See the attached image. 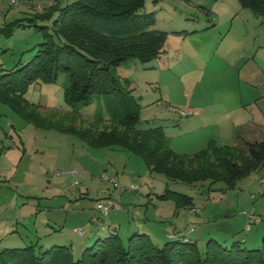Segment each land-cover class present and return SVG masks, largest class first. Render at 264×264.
Instances as JSON below:
<instances>
[{
    "label": "rangeland",
    "instance_id": "1",
    "mask_svg": "<svg viewBox=\"0 0 264 264\" xmlns=\"http://www.w3.org/2000/svg\"><path fill=\"white\" fill-rule=\"evenodd\" d=\"M2 1L0 0V6H3L2 10L6 11L5 2ZM33 1L43 3L41 8L30 6L34 12L33 15H36V13H45L52 5L63 6L74 0ZM21 7L23 5L14 6L11 11L21 9ZM143 11L153 12L156 19L154 27L166 32L165 48L167 53L172 51L171 49L178 41L174 37L181 39L179 40L181 45L188 42L197 47L203 44L201 40L210 41L213 43L210 53H214L219 47H227L230 50L237 49L243 43L252 41L251 36L248 39L243 37L244 29L239 22L243 16V13L240 12L251 11V9L242 7L239 0H145ZM33 15L25 14L29 17ZM56 16L57 12L54 11L50 17L38 18L36 21L52 25ZM257 19L260 23L258 29L262 26L264 29L262 19L258 17ZM49 31L52 32V27H49ZM191 32L194 34L185 38L184 35ZM193 35L198 36L194 38ZM55 38L57 41L61 40L56 36ZM44 39L43 32L35 27L17 30L9 38L1 36V48H6L7 45H3L5 43L12 46L2 52L1 60L6 63L2 64L3 67L9 68L19 60L26 62L32 58L38 49L37 45ZM256 40H264V33L259 32ZM29 42L31 45L25 47ZM1 51L0 49V53ZM219 59L216 55L210 63L211 67H206L204 81H207L208 76L212 74L211 70H218L222 66L219 64ZM169 61V57L161 61L153 59L149 62L132 59L127 64L118 66L115 71L122 80L129 81L132 95L139 99L141 109L138 125L141 127L164 126L168 134L171 130L177 133V130L182 126V119L189 117H186L189 114H183L187 110L186 108L191 106L188 104L189 99L194 98L195 93L200 92L199 90H208L211 87L209 86L210 81L201 82L196 79L197 76L194 73L193 79L195 80L187 81L189 79H185L178 84V87H175V84L169 81L167 74L169 72L165 68H163L164 70L157 68L160 65L169 69ZM153 65L155 68H149ZM199 73L198 71V78H200ZM68 82V74L60 71L54 82H33L29 85L27 96L30 100L42 104L41 108H38V111L46 118V120H42L48 124V119L67 128L71 126L88 127L94 132L111 130L114 127L123 129L110 120L107 107L108 102L112 99L111 95L99 94L87 105L71 106L66 103L64 96V89ZM23 123L25 128H15L13 125L18 126ZM108 153L107 148L90 147L71 131L36 125L22 117L8 103L0 101V236L8 234L5 235L3 241L11 242L14 239L21 241L22 236L18 234L19 232H16V236H9L13 228H18L21 231L25 228V224L31 232L36 233L37 229L39 232L43 231L45 224L50 221L55 228L53 233L62 237L63 241L60 242L72 244V250H75L82 241L88 240L87 237L75 234L73 232L75 228L80 227L85 232L92 228L96 231L97 236L109 232L101 230L96 224L89 221L91 206L97 202L93 199L107 197L109 194L113 195L118 214L113 216L116 212H111L104 220V225L108 226L109 221L115 217L123 222L125 229L131 223L132 217L136 215L134 208L140 204L139 197L148 198L153 194L145 193L144 197L137 190L132 193L127 192L125 187L127 184L124 183L126 178L122 177L123 169H120L124 167L125 156L123 155L125 154L115 152L120 155H116L111 164L106 158ZM95 157L97 159L94 160ZM115 166L118 167L119 174L115 172ZM75 169H78L79 172L74 173ZM124 170L128 174L133 172L131 176L137 178L135 183L138 186L141 185V187L149 189L150 192H163L164 184L167 181L166 176L158 172H151L138 156L133 155ZM115 177H119V181ZM262 178H264V169L254 170L239 180L236 187L227 188L230 192L226 194L225 200L217 202L219 206L215 216L222 218L221 214L224 210H233L235 196L243 193L244 203H248L245 205V209L251 215L250 225L255 229L259 221H264V183ZM113 179H115V183L112 181ZM169 184L177 191L185 188L189 192L187 194L198 201H201L200 199L204 202L210 201L207 208H210L214 201H221L219 197L224 193L219 189L213 192L207 191L208 193L202 195L195 183L188 184L170 180ZM119 185L125 188L121 198V194L116 188ZM245 194L248 197L246 200ZM153 197L155 198L154 202L157 201L158 197L156 195ZM140 205H145L144 201ZM150 205L147 211L151 216L153 204L150 203ZM240 206L236 210L239 211L242 208ZM142 208L145 207L142 206ZM236 210L231 214L238 212ZM247 234H249L248 231L243 232L238 240L242 241L243 238H247ZM128 238L129 236L124 235L123 242L127 243ZM90 239L91 243L96 241V237ZM241 244L247 248H260L262 239L258 245H251L250 242L244 241ZM163 245L164 243L159 246ZM1 246L0 248L10 247V245ZM204 247L205 245H202L200 249L203 250ZM74 255L77 258L81 254L78 256L74 253Z\"/></svg>",
    "mask_w": 264,
    "mask_h": 264
},
{
    "label": "trees",
    "instance_id": "2",
    "mask_svg": "<svg viewBox=\"0 0 264 264\" xmlns=\"http://www.w3.org/2000/svg\"><path fill=\"white\" fill-rule=\"evenodd\" d=\"M239 2L264 23V0ZM144 6L145 0H74L36 13L32 23L19 20L1 28L0 35L10 36L15 26H33L43 32L45 39L32 58L20 60L11 69H0V101L36 125L71 131L96 148L113 146L140 156L152 172L168 180L188 184L222 182L224 190L236 187L252 171L264 169V139L235 145H218L212 140L206 148L190 155L170 147L162 126L138 125L139 99L132 95L129 81L122 80L115 71L132 59L149 62L164 51L167 34L154 27V13L144 12ZM54 11L57 16L52 25L36 21L50 17ZM60 71L69 76L64 89L67 104L87 105L96 95H111L107 107L110 120L123 129L94 132L88 127L67 128L42 120L46 118L38 111L40 106L25 95L31 83L54 82ZM157 196L173 199L178 208H195L190 195L168 186ZM0 264H264V236L260 248H247L239 241L224 245L209 239L202 250L197 242L182 239L157 246L141 232L132 233L124 243L119 233L110 230L77 258L68 245L47 249L28 245L1 249Z\"/></svg>",
    "mask_w": 264,
    "mask_h": 264
},
{
    "label": "crops",
    "instance_id": "3",
    "mask_svg": "<svg viewBox=\"0 0 264 264\" xmlns=\"http://www.w3.org/2000/svg\"><path fill=\"white\" fill-rule=\"evenodd\" d=\"M5 6L7 8L6 11L2 10L3 6H0V29L19 20L21 23L25 24L34 22L31 20V18L35 16V14L33 15L34 12L30 9V6L23 5L21 9H15L14 11H11V8H14V6H10L6 2ZM240 13H243V16L241 17L242 19L239 21L242 25V29H244L243 37H246L247 39L250 36L252 37V41L247 40L248 42L243 43L240 48L230 50L227 47H219V49H217L214 53H210L211 47L213 46V43L210 41L201 40L203 41V44L200 47H197L194 44L188 42H183L185 45H181L179 41L181 39L174 37L178 40L174 46L175 48L173 47L171 49L172 51L169 53H167L166 48H164V51L160 54V56L155 58L160 59V61L166 57L170 58L169 69L160 65H158L157 68L159 70H164L163 68H165L167 72H169L167 73L169 75V81L174 83L175 87H178V84L182 83L185 79H189L187 81H191L193 79V73L195 76H197L196 79H199L201 82H203L206 76V73H204L206 71L205 69L206 67H211L210 63L214 60L216 55H218L220 58L219 64H222L218 70H211L212 74L208 76L207 81H204L205 83L210 81L211 84L209 86L211 87H209L208 90H199L200 92L195 93L196 95L194 94V98L189 99L188 104H191V106H188L186 109L191 111V113L186 115V117L189 116L188 118L182 119L183 121L181 122V128H179V130L175 129L177 130V133H174L173 130H171V132L168 134L164 126H162L166 132V135L168 136L170 147L177 153L190 155L195 154L206 148L209 142L212 140L218 145H235L240 144L243 141L255 142L264 139V40H256L259 32L261 34L264 33V29L263 26L258 29L260 23L257 17H261L257 16L252 10L241 11ZM25 14H32L33 16L29 17L25 16ZM32 27L33 26L27 25L15 26L10 36L1 34L0 37L4 36L9 38L17 30H25L26 28L30 29ZM193 32L185 34V38H188L195 33ZM193 36L194 38H197L196 36L198 35ZM3 45L7 46L4 49L1 48L2 46H0V49L2 50L0 53V69L8 70L14 67L20 60L9 68L3 67V65L6 63L1 60L2 52L12 47L10 44L6 43ZM29 45H31L30 42L26 44L25 47H28ZM162 56H164L163 59ZM149 68L155 67L153 65ZM197 70L200 72V78H198ZM25 96L30 102L36 103L41 108V103L30 100V98L27 96V93ZM13 125L15 128L26 127L24 123L19 124L18 126H16V124ZM7 136H9V134H7ZM84 142L89 145L86 141ZM90 147L96 148L93 146ZM101 148H107L109 150L106 158L111 164L113 161L112 159L115 158L116 155H120L115 154V152H122L125 154L123 155L125 156V162L123 165L124 167L120 169H123L122 177L126 178L124 183L130 186L128 187L127 185H124L128 190L127 192L132 193L137 190L140 192V194H142V196L144 195V197L146 196L145 193L147 195L153 194L148 198H143L141 196L139 197V203L142 204L144 201L145 205L139 204L134 208L136 215L135 217H132V221H130L131 223H129L125 229L123 228V222L115 217L109 221L108 226L104 225V228H101L99 224L93 222L92 217L97 214V205L100 198L93 199L97 200V202L95 205L91 206L92 211L89 215V221L92 224H96L99 228H101V230L116 231L119 233L122 240L124 235L128 237L134 232L145 233L149 236L151 241L158 246L175 239L195 241L199 247L202 245L206 246L209 239H216L224 245H230L235 241H239L238 239H240V234L246 231H248L249 234H247V238H243L242 241L246 243L250 242L251 245H258V243H260V239H262L261 237L264 236V221H259L255 229L250 225L251 215L250 212L246 211L245 209V205L248 203H244L243 193L235 196V208L233 207L236 210L239 205H241L240 207L242 208L239 211L236 210L238 212H235V214H231L233 211H235L234 209L226 211L224 210L221 214L222 218H219L218 216H215L216 209H218L217 207L219 206L217 205V202H222L225 200L226 194L230 191L224 190V183L212 184L210 181L199 182L195 184H197L198 187L196 188H198L202 195L204 193H208L207 191L213 192L219 189L224 191L223 195H220L219 197V200L221 201H214L211 207L207 208V206L210 205V201L204 202L202 199H200L201 201H198L194 199L193 196H191L193 198V205L194 207H199V212H194L191 207L178 208L176 202L173 201V199L160 200L161 198L157 196L158 194H162L167 186L169 188L172 187L171 184H169L170 180L168 181L167 179L165 182V188L163 192H150L149 189L147 190L141 187V185L138 186V184L135 183L137 178L135 176H131V173L133 172L128 174V172L124 170L132 156L135 154L113 146ZM138 157L141 158L140 156ZM95 159H97V157H95L94 160ZM141 160L143 159L141 158ZM78 172L79 170L75 169L74 173ZM115 172L119 174L117 166H115ZM118 179L119 177L116 178V180ZM113 180L115 182V179ZM124 189L122 191L117 189L121 194L120 198L123 195L122 192ZM171 189L174 190L173 188ZM187 191L188 190L185 188H181L178 192L187 194L189 193ZM109 195L113 196L112 194ZM155 195L158 198H156L157 201L154 202L155 198L153 196ZM142 199L143 201H141ZM246 199H248V197L245 194V200ZM150 203L153 204L151 216L147 211ZM142 206L145 208L143 209ZM114 212H116V203ZM116 214L118 213H114L113 216ZM105 219L106 218H103V221ZM51 223L52 222L50 221L47 222L43 228L44 230L39 232L37 229L36 233L31 232L28 229V226L25 224V228L21 231H19L18 228H13L10 232L11 235L9 233V236H16V232H19L18 234L22 236L21 241L24 242L18 241L17 239L11 240V242H5L3 239L6 237L5 235L8 234H2L0 236L2 240L0 245H10V247H18L17 245L24 244L26 246L36 245L37 248L42 247L43 249H47L55 245H68L72 249V244L60 242L63 241L61 240L62 237H59L56 233H53L55 228L51 225ZM77 229L82 228H75L73 231L75 234L88 238V240L82 241L75 250H72V252L74 251L73 255L75 253L78 256L84 251V249L92 245L93 242L91 243L89 241L90 238L96 237L97 240L99 237L105 236L107 234H99L97 236V234H95L96 231L92 228L87 232L82 229L83 233L79 234ZM40 233H43V235H40ZM25 245L20 247H25ZM10 247L3 246L0 248V250Z\"/></svg>",
    "mask_w": 264,
    "mask_h": 264
},
{
    "label": "built area",
    "instance_id": "4",
    "mask_svg": "<svg viewBox=\"0 0 264 264\" xmlns=\"http://www.w3.org/2000/svg\"><path fill=\"white\" fill-rule=\"evenodd\" d=\"M4 1L6 3H8L10 6H18V5L31 6V5H34V6L38 7V8H41L43 6L42 2L33 1V0H4ZM190 113H191V111H189V110H185L183 112V114H190ZM262 182H264V178L262 179ZM116 188L119 191H122L124 189L122 185L116 186ZM114 210H115V202H114L112 196L111 195H109L107 197L104 196L98 202L97 214L92 217V221L97 223V224H99V226L101 228H104L103 218H106ZM193 211H196V212L199 211L198 207L193 208ZM77 232L79 234H82L83 230L82 229H77Z\"/></svg>",
    "mask_w": 264,
    "mask_h": 264
}]
</instances>
